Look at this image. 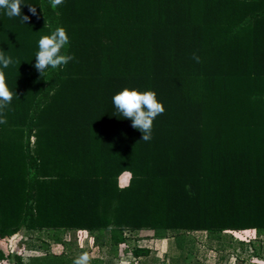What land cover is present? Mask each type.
<instances>
[{"label":"trees","instance_id":"trees-1","mask_svg":"<svg viewBox=\"0 0 264 264\" xmlns=\"http://www.w3.org/2000/svg\"><path fill=\"white\" fill-rule=\"evenodd\" d=\"M22 3L25 23L0 9L13 92L0 108V239L39 231L47 250L87 232L108 255L139 259L151 248L129 247L128 230L182 252L191 232L264 235V0ZM57 27L74 59L41 75L38 41ZM124 88L154 91L165 108L149 141L113 105ZM30 264L76 262L62 252Z\"/></svg>","mask_w":264,"mask_h":264},{"label":"rangeland","instance_id":"rangeland-1","mask_svg":"<svg viewBox=\"0 0 264 264\" xmlns=\"http://www.w3.org/2000/svg\"><path fill=\"white\" fill-rule=\"evenodd\" d=\"M129 177V173H124L120 177L121 185H126ZM146 233L147 231L139 230L127 231L126 244L129 247L139 245L151 248L148 256L137 259L123 253L118 258L108 257L109 247H93L87 232L82 234V241L67 242L66 245L51 243L46 250L42 248L44 242L48 241L44 233L23 230L12 237L0 239V248L8 255V259L0 264H17L18 254L23 256V263L30 264L32 256L62 252L74 259V262L87 256L85 264L91 263L96 257L103 258L105 264H164L171 258H179L184 264H235L239 257L245 259V264H264V235H259L255 230L227 231L219 240L211 238L204 231L191 232V251L183 252L176 247L173 238H140ZM69 239L70 235L66 234L65 240Z\"/></svg>","mask_w":264,"mask_h":264},{"label":"clouds","instance_id":"clouds-1","mask_svg":"<svg viewBox=\"0 0 264 264\" xmlns=\"http://www.w3.org/2000/svg\"><path fill=\"white\" fill-rule=\"evenodd\" d=\"M51 7L56 8L63 3V0H50ZM22 0H0V9L6 10V15L11 17L19 16L25 23L30 19L27 15H22ZM28 11L36 15L35 6L29 5ZM69 43V36L63 27H57L50 35L42 36L38 41V51L35 55V69L42 75L47 69H60L74 59L72 55L62 53V49ZM193 58L199 62V57ZM12 64L10 57L0 53V108L11 103L13 92L6 84L3 69ZM113 105L122 114L124 119L131 120V126L143 133L142 140L149 141L153 121L164 113L165 108L158 101L154 91L140 92L137 89L124 88L112 97ZM6 122L0 120V123ZM87 256L81 257L76 264H85Z\"/></svg>","mask_w":264,"mask_h":264},{"label":"crops","instance_id":"crops-1","mask_svg":"<svg viewBox=\"0 0 264 264\" xmlns=\"http://www.w3.org/2000/svg\"><path fill=\"white\" fill-rule=\"evenodd\" d=\"M108 257L114 258L113 256L108 255Z\"/></svg>","mask_w":264,"mask_h":264}]
</instances>
